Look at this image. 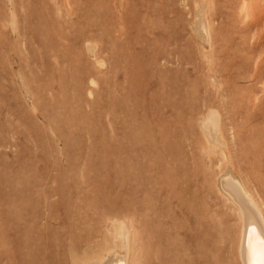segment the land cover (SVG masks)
Here are the masks:
<instances>
[{
  "label": "rangeland",
  "instance_id": "1",
  "mask_svg": "<svg viewBox=\"0 0 264 264\" xmlns=\"http://www.w3.org/2000/svg\"><path fill=\"white\" fill-rule=\"evenodd\" d=\"M230 177L264 214V0H0V264H242Z\"/></svg>",
  "mask_w": 264,
  "mask_h": 264
},
{
  "label": "bare ground",
  "instance_id": "2",
  "mask_svg": "<svg viewBox=\"0 0 264 264\" xmlns=\"http://www.w3.org/2000/svg\"><path fill=\"white\" fill-rule=\"evenodd\" d=\"M234 179L233 177L226 178L224 183L230 195L229 199L238 206L241 214L240 218L243 220L242 237L238 248L240 261L242 264H264V214L259 204L250 194L251 192L249 193L242 181L240 180V182H237L238 179ZM120 228L121 227H118V229L115 230V237H119L124 247L129 249V234L124 230L125 228L122 229L123 231L120 230ZM112 251L113 250H109V256L114 254ZM102 256L103 255L98 256L95 261L89 259L91 262H85L84 264H127L126 256L114 263H111L113 261L105 263L107 260L102 259Z\"/></svg>",
  "mask_w": 264,
  "mask_h": 264
}]
</instances>
